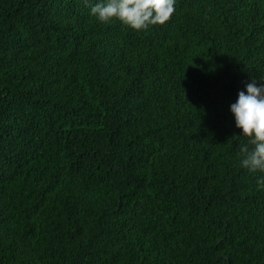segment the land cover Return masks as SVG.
Here are the masks:
<instances>
[{"label": "trees", "instance_id": "trees-1", "mask_svg": "<svg viewBox=\"0 0 264 264\" xmlns=\"http://www.w3.org/2000/svg\"><path fill=\"white\" fill-rule=\"evenodd\" d=\"M0 0V264H264L262 172L229 110L264 79V0Z\"/></svg>", "mask_w": 264, "mask_h": 264}, {"label": "clouds", "instance_id": "clouds-1", "mask_svg": "<svg viewBox=\"0 0 264 264\" xmlns=\"http://www.w3.org/2000/svg\"><path fill=\"white\" fill-rule=\"evenodd\" d=\"M175 0H96L89 14L98 22L113 19L134 30L167 22L174 12ZM229 110L239 136L246 138L239 146L237 164L249 173H264V79H252L240 90ZM257 189L264 191V175L257 177Z\"/></svg>", "mask_w": 264, "mask_h": 264}]
</instances>
